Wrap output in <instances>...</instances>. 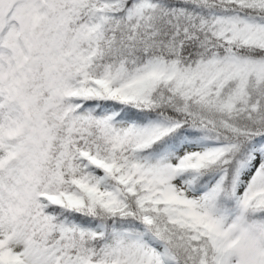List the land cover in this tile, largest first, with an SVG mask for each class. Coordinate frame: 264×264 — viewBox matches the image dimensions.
<instances>
[{
    "label": "trees",
    "instance_id": "obj_1",
    "mask_svg": "<svg viewBox=\"0 0 264 264\" xmlns=\"http://www.w3.org/2000/svg\"><path fill=\"white\" fill-rule=\"evenodd\" d=\"M43 7L47 16L31 29L15 74L14 138L0 139L13 153L0 178L2 264H12L23 243L57 264H104L114 230L160 240L177 264H221L228 250L209 219L242 213L253 229L264 225L263 196L236 193L240 172L264 152V44L243 34L264 27V0H44ZM230 59L257 68L215 80L199 72ZM138 77L145 82L128 87L125 99L109 94ZM69 79L80 83L79 96L64 94L59 80ZM103 106L114 115L104 116ZM122 122L133 126L120 136ZM183 144L220 146L184 171L190 189L205 193L200 220L165 198L148 164ZM97 160L111 168L101 197L85 184Z\"/></svg>",
    "mask_w": 264,
    "mask_h": 264
},
{
    "label": "rangeland",
    "instance_id": "obj_2",
    "mask_svg": "<svg viewBox=\"0 0 264 264\" xmlns=\"http://www.w3.org/2000/svg\"><path fill=\"white\" fill-rule=\"evenodd\" d=\"M44 0H0V10L5 11L3 25L0 30V139H12L14 134L8 129L11 121V112L8 109L16 88L15 73L24 61L23 52L27 49V37L41 18L47 16L43 7ZM102 24V16H94L89 23L93 32ZM243 34H250L247 38L258 39L264 44V27L253 30L246 26ZM256 63L239 59L217 60L199 72L217 79L228 76L244 69H256ZM152 72H150L151 74ZM145 77H138L125 84L115 85L109 89L114 98L125 99L128 87H140ZM67 96H79L82 93L80 83L69 79L59 80ZM104 116L114 115L113 109L103 106ZM20 124V116L15 120ZM119 135H125L132 129L129 122L117 123ZM220 150L219 145L183 144L178 149H170L162 157L150 161L152 167L160 175L165 185V198L175 204H184L189 207L196 219H202L201 207L205 202L204 192H193L185 177V170L197 169L203 165L205 159L215 157ZM13 153L0 150V178L4 175L3 167L12 158ZM246 176L237 187V194H246L247 200L256 195L264 198V152L256 151L250 162L244 168ZM110 172L108 163L96 161V166L89 168L86 186L90 195L105 196L106 187L103 185ZM30 178L22 176V181ZM4 190V189H3ZM10 195L15 193L10 191ZM53 201H59L58 196H51ZM73 203H81L80 196H67ZM202 217V218H201ZM208 230L217 236L221 247L227 249L221 264H264V225L260 229H253L242 220V213L230 218L213 216L206 223ZM7 234L0 227V248L6 240ZM112 250L104 264H172V257L166 248L156 239L145 240L134 232H120L114 230L110 236ZM12 264H57L58 258L50 255L47 258L40 256L27 243L16 246L11 254ZM4 261L1 257L0 263Z\"/></svg>",
    "mask_w": 264,
    "mask_h": 264
},
{
    "label": "water",
    "instance_id": "obj_3",
    "mask_svg": "<svg viewBox=\"0 0 264 264\" xmlns=\"http://www.w3.org/2000/svg\"><path fill=\"white\" fill-rule=\"evenodd\" d=\"M245 176H246V171L244 170L241 174V177L244 178ZM160 244L164 245L163 243ZM172 264H176L175 261H173Z\"/></svg>",
    "mask_w": 264,
    "mask_h": 264
}]
</instances>
